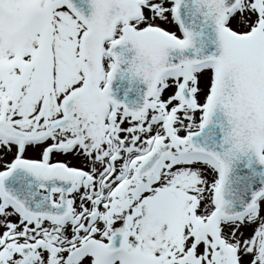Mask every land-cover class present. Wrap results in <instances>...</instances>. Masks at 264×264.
<instances>
[{
  "label": "snow or ice",
  "instance_id": "6c2138e0",
  "mask_svg": "<svg viewBox=\"0 0 264 264\" xmlns=\"http://www.w3.org/2000/svg\"><path fill=\"white\" fill-rule=\"evenodd\" d=\"M0 264H264V0H0Z\"/></svg>",
  "mask_w": 264,
  "mask_h": 264
}]
</instances>
